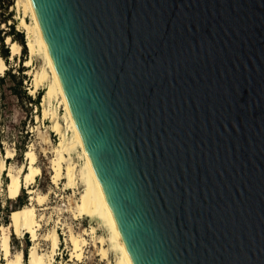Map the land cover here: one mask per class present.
<instances>
[{"label": "water", "instance_id": "1", "mask_svg": "<svg viewBox=\"0 0 264 264\" xmlns=\"http://www.w3.org/2000/svg\"><path fill=\"white\" fill-rule=\"evenodd\" d=\"M131 264H264V0H32Z\"/></svg>", "mask_w": 264, "mask_h": 264}, {"label": "bare ground", "instance_id": "2", "mask_svg": "<svg viewBox=\"0 0 264 264\" xmlns=\"http://www.w3.org/2000/svg\"><path fill=\"white\" fill-rule=\"evenodd\" d=\"M16 6L18 10L22 11L19 27L25 32L26 47L29 52V57L24 64L26 66L32 65L33 59L37 55H41L44 58V63L41 66L33 71L27 70V73L32 75V85L29 88L30 94H35L41 85H46L42 97V118L48 117L51 123L47 130H38V138L40 139L39 143L43 147L44 145L48 146V148L44 147L45 153L52 154L49 160L52 186L47 192H42L39 190L40 188L33 186L37 176L42 174V168L37 164L38 158L34 151L35 143L25 150L27 163L23 162L19 165H7L6 159L13 157L14 151L13 148L6 147L5 153L0 158V177L8 169V198L11 200L17 199L23 189L26 190L29 196L27 203L11 210L9 223L0 224V254L6 260L5 264H24L23 250L16 249L13 251L10 240L12 234L23 236L25 233H29L33 243L29 247L27 264H53L61 241L58 229L61 218L58 215L57 219L54 220V225L42 236L39 233V229L42 227V221L47 218L43 213L39 215L38 210L50 208L48 206L49 196L52 192H55L54 188L60 186L62 180H66L64 182V190L76 189L80 180L84 188L77 193L78 197L74 200V203L67 202L66 208L59 209H62L63 212H68L73 219H83L85 216L90 218V220L99 221L102 226L108 229V236L98 235L97 228L92 223L88 227L83 226L82 230L78 232H75L68 225L65 230V241L70 250V260L83 259L85 247L90 240L87 238L89 236L92 245L98 249V255H100L101 260H107L109 264H131L48 55L32 0H17ZM6 38V43L9 44L10 48L9 59L15 60L16 56L21 53L22 45L12 39L10 34H7ZM6 69L7 63L0 55V74L2 75ZM54 100L57 101L58 105L63 106V114L58 112L57 106H52ZM48 130L58 134L59 139L55 144L52 142ZM74 152H77V156L82 160L80 167L79 163L73 158ZM61 197L64 196L61 195ZM61 213L62 211H59V214ZM48 219L51 220L50 216ZM40 239L49 242L48 250L40 248ZM110 250H114L117 253L114 261L109 259Z\"/></svg>", "mask_w": 264, "mask_h": 264}, {"label": "rangeland", "instance_id": "3", "mask_svg": "<svg viewBox=\"0 0 264 264\" xmlns=\"http://www.w3.org/2000/svg\"><path fill=\"white\" fill-rule=\"evenodd\" d=\"M17 0H0V55L3 57V52H7V57H3L7 63V69L1 75L0 74V158L5 153L6 147L13 148L14 155L11 158L6 159L7 165L10 164L19 165L21 163H27L25 158V150H27L31 144L35 143L34 151L37 154V164L42 168V174L38 175L33 186L40 188L42 192H47L52 186L50 182V169L49 160L51 153H45L40 139L38 138V130H47L51 121L47 118H42L43 101L42 97L45 91L46 85H41L35 94H30L29 88L32 85V75L27 73V70H35L44 63V58L41 55H37L33 59V64L26 66L25 60L29 57L28 48L26 47L25 32L19 27L20 16L22 11L18 10L16 6ZM14 27V28H12ZM16 33H12V32ZM17 32H22V38L25 41L24 46L21 43V37ZM7 34H10L11 38L18 41L22 45V50L15 60L9 59L10 48L6 43ZM38 99V100H37ZM52 106L58 107V112L63 114V106L58 105L57 101L52 102ZM70 133V132H69ZM48 134L55 144L59 136L55 132L48 130ZM77 152H74L73 158L75 161L82 163L80 157L77 156ZM8 169H6L0 177V224H7L10 221V212L13 208L24 205L28 202L29 194L26 190H22L20 196L11 200L7 194V183L9 177L7 176ZM62 180L59 187L54 188L55 192H52L49 196L50 208L45 210H38V214L43 213L48 219L42 221V227L39 229L40 235L43 236L54 225V220L57 216L61 218V223L58 226L61 241L59 248L57 249L55 260L53 264H109L107 260H101L98 255V249L92 245L91 238L87 236L89 243L85 247L84 257L81 260H70V250L67 242L65 241V230L70 225L75 232L81 231L82 227H88L91 223L96 226L97 234H103L108 236V229L102 226L99 221L90 220L88 217L83 219H73L68 212H63V208H66L67 202L74 203V200L78 197V192L82 191L84 185L79 180L77 188H70L64 190V182ZM59 194V195H58ZM63 195L64 197H61ZM62 208V209H59ZM59 211H62L59 214ZM52 216V217H51ZM41 236V237H42ZM40 248L43 250L49 249V242L46 240H39ZM30 234L25 233L23 236L11 235V248L12 250L21 249L24 252L23 263L27 264V257L29 253V247L32 244ZM117 253L114 250L109 251V259L114 261ZM1 264H5L6 260L0 254ZM67 262V263H66Z\"/></svg>", "mask_w": 264, "mask_h": 264}, {"label": "trees", "instance_id": "4", "mask_svg": "<svg viewBox=\"0 0 264 264\" xmlns=\"http://www.w3.org/2000/svg\"><path fill=\"white\" fill-rule=\"evenodd\" d=\"M12 28H14V27H12ZM12 33L14 34V33H16V32L13 31ZM17 34L20 35V37H21V40H20V41H21L22 45L24 46L25 41H24V39L22 38V36H23V35H22V32H17ZM22 48H23V47H22ZM2 55H3V57H5V58L7 57V52H6V50H5V52H3ZM37 100H38V99H37Z\"/></svg>", "mask_w": 264, "mask_h": 264}]
</instances>
